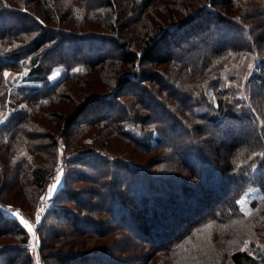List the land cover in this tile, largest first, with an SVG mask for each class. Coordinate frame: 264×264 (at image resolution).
<instances>
[{"label":"trees","instance_id":"obj_1","mask_svg":"<svg viewBox=\"0 0 264 264\" xmlns=\"http://www.w3.org/2000/svg\"><path fill=\"white\" fill-rule=\"evenodd\" d=\"M90 68L110 77L67 112L77 132L33 122ZM0 96V238L17 241L0 242V264H33L34 239L2 207L33 221L60 163L37 235L69 246L61 264H264V0H0ZM109 131L155 158L123 159Z\"/></svg>","mask_w":264,"mask_h":264},{"label":"rangeland","instance_id":"obj_2","mask_svg":"<svg viewBox=\"0 0 264 264\" xmlns=\"http://www.w3.org/2000/svg\"><path fill=\"white\" fill-rule=\"evenodd\" d=\"M227 27H230L231 29L233 28L232 25H227ZM218 31L214 30V34H216ZM231 32V31H228ZM213 34V35H214ZM212 35V36H213ZM238 38H240L238 36ZM72 44L70 43H66V47L70 46ZM186 46H190V43L185 44ZM104 47L106 49H111L112 50V46L109 44H105ZM101 46H95L93 47L91 51L87 52L86 56H92L93 57V53H98V52H102V50H100ZM71 49L66 48L67 53L70 51ZM100 50V51H99ZM116 54H119V51L116 52ZM90 71L86 74L80 75L76 81H69L67 83L68 85V89L66 90L67 92L63 93V98L61 99L60 102L54 104L52 107L47 109V114L44 113L40 116H38L37 118L34 117L33 122H35L36 124L39 125V123H41L40 127H44V129H46V131L50 132L52 131V133H62V128L66 127L65 130H69V134L75 133L77 132V127H78V122L80 120H83V116H81L82 119L79 120H75V122L73 123V125H71L69 128H67L68 126V118L69 117L67 114V112H70V116L73 115L74 113H76V110L78 108V106H80V104L82 103V101H84V98L86 97V95H92V94H97V92L99 93H103L106 88H107V80L109 79V75H104L101 76L100 73H98L96 71V69L90 68ZM64 69L62 67H58L56 68L50 75V79L52 81L57 80L58 78H60L61 74L63 73ZM89 78V80H88ZM100 88H103L102 91H100ZM7 97H3L0 96V124L1 122L4 120V118L7 115V107H6V103L4 102L6 100ZM127 98V97H126ZM149 104L154 107L155 103L148 101ZM66 107L67 109H62V107ZM156 113L160 114V115H165L164 111L162 110V107L157 106L156 104ZM51 111H53L52 114ZM46 114V115H45ZM65 125V126H64ZM51 130H49V129ZM241 132L243 131H247V128L241 129ZM240 131H236V133H241ZM178 132L180 134L181 137L184 138V142H186L188 139V136L186 134V131L184 128L179 127L178 128ZM106 135H108L109 137V145H110V150L113 151L114 153L117 152L118 154H122L125 150L126 147L128 149V152H124V154L122 155L123 159H132V161L136 162L138 165L143 164L142 162H151L153 160V158H155L156 152H150V153H145L142 151H139L138 149H136L132 144L125 142L122 138H118V137H110V131L109 133H105ZM172 135L171 133H169V136ZM66 138L69 139L68 135L66 136ZM191 140L193 141V139L191 138ZM201 139H198L197 142L195 141V144H199L201 146H206L204 141H200ZM88 141H91V139H89ZM191 149H194V147H192ZM186 160V157H185ZM197 164L200 162V159H196ZM150 165H152L150 163ZM200 166H202V163L200 162L199 164ZM70 167H80V164L77 163H72L69 165ZM192 166V165H191ZM195 166V165H194ZM84 167V166H83ZM85 167H89V165H86ZM65 166L63 163H60L56 166V170H57V175H60V180L59 182L55 180H53L47 188L46 193L42 196L41 201L38 204L37 207V212H36V216L34 217L33 221H30L26 218H24L20 213H18V210H12L10 209V207H2L5 211V213L10 214L12 216H16L20 219L21 222V218H23L24 220L28 221V223L31 225L32 227V231H29L27 227L23 225V227L29 232V234L31 235V238L34 239V241H32L30 250L32 251V254L34 255V262L33 264H61L58 262V258L57 255H60L61 252H64L69 246L65 245V247H57V245L55 244L56 240H48L46 241L45 245H44V249L41 248V239L38 237V233L41 230L39 228L41 222H42V217H44L46 215V212L48 210V207H51L53 204V197L54 195L57 193V191L60 189L61 185L63 184L65 178H66V173H65ZM148 168V172H156V167H147ZM199 172V170H198ZM173 173L172 170H169V174ZM179 173V172H178ZM183 173L186 174V172L184 171ZM201 173V171H200ZM69 175V173H67ZM185 174H178V175H182L185 176ZM74 175H76L75 173L71 174L69 178H74ZM57 177V176H56ZM202 178V176H201ZM72 180V179H71ZM199 181L203 182V179H198ZM197 180H192V182H196ZM217 180V179H216ZM218 181V180H217ZM216 182V181H215ZM219 182V181H218ZM197 183V182H196ZM55 184V188L52 189V191H49L50 187ZM82 183H79L77 186L80 187ZM222 184V183H219ZM91 183H88V186H90ZM208 189H206L204 191V194L207 195V193H209V190L211 189L209 185H207ZM89 197V193L86 194ZM128 228V227H127ZM130 232H132L130 229H128ZM89 234V233H88ZM87 234L85 236L80 237L79 239H81V241L87 239ZM0 242L4 243V244H12V243H16V238L12 235H7L5 237H1L0 238ZM112 242V238L110 235H108L107 237L103 238H99L97 239L96 243H93L92 245H90L88 247V249H91L92 246L96 245L95 248L99 247L100 244L102 245L103 243H109ZM82 242H79V244H81ZM35 245V247H34ZM62 248V249H61ZM99 251V250H97ZM73 252H77V249H75ZM148 252V249L146 248L145 251H143V253ZM111 253V252H110ZM107 254V253H105ZM109 254V253H108ZM113 254V253H111ZM41 255H46L47 257H50L46 263L44 261V263L40 260ZM116 255V254H113ZM117 256V255H116ZM156 258V257H155ZM173 258L170 255H158L157 258L155 259V261L153 262H157V264H178L176 261L172 260ZM65 264V263H63ZM153 264V263H151ZM155 264V263H154Z\"/></svg>","mask_w":264,"mask_h":264},{"label":"snow or ice","instance_id":"obj_3","mask_svg":"<svg viewBox=\"0 0 264 264\" xmlns=\"http://www.w3.org/2000/svg\"><path fill=\"white\" fill-rule=\"evenodd\" d=\"M4 75H5V76H8V73H4ZM55 179H56L57 182H59V180H60V175L58 174L57 177H56ZM55 186H56V185L53 184V185L50 187L49 191H52V189H54ZM21 223L24 224V226L27 227L29 231H32V227H31V225L28 223V221H26V220H24L23 218H21ZM34 247H35V245H34Z\"/></svg>","mask_w":264,"mask_h":264}]
</instances>
